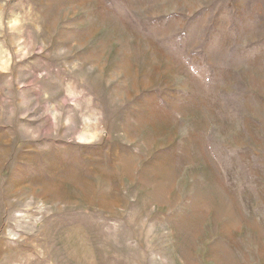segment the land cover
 I'll return each instance as SVG.
<instances>
[{
  "label": "rangeland",
  "instance_id": "rangeland-1",
  "mask_svg": "<svg viewBox=\"0 0 264 264\" xmlns=\"http://www.w3.org/2000/svg\"><path fill=\"white\" fill-rule=\"evenodd\" d=\"M0 264H264V0H0Z\"/></svg>",
  "mask_w": 264,
  "mask_h": 264
}]
</instances>
